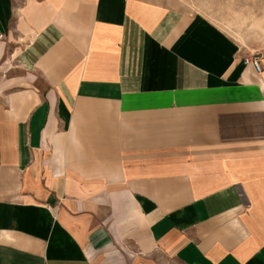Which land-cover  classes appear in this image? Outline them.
Listing matches in <instances>:
<instances>
[{
	"label": "crops",
	"instance_id": "1",
	"mask_svg": "<svg viewBox=\"0 0 264 264\" xmlns=\"http://www.w3.org/2000/svg\"><path fill=\"white\" fill-rule=\"evenodd\" d=\"M0 264H264V12L0 0Z\"/></svg>",
	"mask_w": 264,
	"mask_h": 264
},
{
	"label": "rangeland",
	"instance_id": "2",
	"mask_svg": "<svg viewBox=\"0 0 264 264\" xmlns=\"http://www.w3.org/2000/svg\"><path fill=\"white\" fill-rule=\"evenodd\" d=\"M169 6L186 10L191 13H202L218 22L223 17L229 21L239 23L240 16L255 15L258 11L264 12V0H160ZM259 5L261 7H259Z\"/></svg>",
	"mask_w": 264,
	"mask_h": 264
},
{
	"label": "built area",
	"instance_id": "3",
	"mask_svg": "<svg viewBox=\"0 0 264 264\" xmlns=\"http://www.w3.org/2000/svg\"><path fill=\"white\" fill-rule=\"evenodd\" d=\"M244 64H251L257 72L262 71L260 57L257 54H251L243 57Z\"/></svg>",
	"mask_w": 264,
	"mask_h": 264
}]
</instances>
